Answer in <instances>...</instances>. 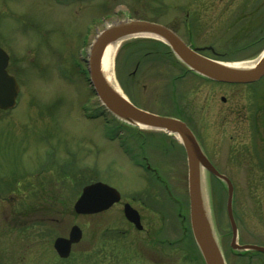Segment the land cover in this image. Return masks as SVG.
<instances>
[{
  "label": "rangeland",
  "instance_id": "obj_1",
  "mask_svg": "<svg viewBox=\"0 0 264 264\" xmlns=\"http://www.w3.org/2000/svg\"><path fill=\"white\" fill-rule=\"evenodd\" d=\"M178 3L193 2L0 0V47L10 55L9 73L23 86L21 108L12 113L0 111V264H202L191 238L184 236L178 213L181 201L189 214V189L181 181L184 171L175 166L178 157L172 137L139 130L110 114L105 118L109 126L103 117L87 121L80 106L89 97H97L76 69L78 61L88 60L95 38L113 23L157 19L176 30L173 8ZM158 4L168 6L167 15L154 11ZM248 42L238 40L233 51L219 49L228 54L222 61H253L264 52V42ZM197 44L208 43L198 39ZM169 51L157 40L132 38L118 45L114 60L120 89L133 103L157 114L170 113L175 80L183 67ZM84 66L88 68V63ZM62 69L73 75L70 83L60 78ZM95 101L101 106L98 98ZM35 105L52 112L61 106L51 114L44 107L38 112ZM109 129L129 134L135 143L141 142L140 133L150 132L146 148L151 157L166 164L160 173L170 183L168 194L148 173L130 165L119 143L105 138ZM161 154L168 157L163 159ZM97 182L119 191L123 203L138 200L133 205L140 210L143 232L126 221L121 205L100 215L75 213L83 189ZM32 183L33 188L28 186ZM237 184V198L242 200L251 191L264 210V188L250 190L244 183ZM208 195L218 233L224 235L230 229L226 190L212 184ZM247 203L238 209L244 232L257 227L254 205ZM74 226L83 231V240L70 259L61 260L54 243L67 238Z\"/></svg>",
  "mask_w": 264,
  "mask_h": 264
},
{
  "label": "flooded vegetation",
  "instance_id": "obj_2",
  "mask_svg": "<svg viewBox=\"0 0 264 264\" xmlns=\"http://www.w3.org/2000/svg\"><path fill=\"white\" fill-rule=\"evenodd\" d=\"M192 2L190 4L178 3L174 6L175 19L173 21L177 25V29L170 26L169 28L201 56L224 62L222 60L226 59L228 54L219 51V49L237 50V46L234 47V44L240 39L249 40L248 43L252 45L264 42V0H211L212 3H209V0H192ZM167 7L166 4H158L154 11L159 10L160 14L163 11L164 15H167ZM148 21L160 24L157 19ZM198 39L208 44L200 46L197 44ZM169 55L175 58L171 53ZM176 61L177 64L183 66L175 80L177 84L175 87L176 97L174 96L175 99L170 102L168 107L171 110L170 113H159L158 115L184 124L198 142L213 168L228 179L234 188L232 214L237 228L236 239L229 217L227 183L211 173L206 174L208 188L213 184L215 187L225 188L227 193L224 202L230 229L224 235L218 233L214 219V207L211 196L208 195L215 232L226 264H264V210L260 206L259 197L253 195L251 191L249 196L242 200L236 196V188L239 185L237 183H244L243 186L251 188L250 190L264 188V78L251 84L219 83L189 71L181 62L177 59ZM19 84L22 89V84L20 82ZM20 103L22 104V100H19V105ZM40 107H44L47 113L51 114L59 110L58 107L52 112L47 106L37 105L34 106V109L39 112ZM63 107L65 108V106ZM99 107L101 108V106ZM99 119H95V122ZM140 136H142L139 138L141 142L135 143L127 134V161L133 168L148 173L147 175L152 178V181L154 180L163 187V194H168L170 183L160 173L163 172L166 164H163L160 159L156 161L149 155L150 152L146 145H150V132L140 133ZM163 137H172L175 142L174 149L178 157L175 159V166L184 171L185 174L181 181L183 184H187L189 189L190 169L183 140L181 137L168 135L164 132ZM161 157L166 159L168 156L161 154ZM166 162L168 163V161ZM236 173L239 176L235 175ZM31 177L32 175L30 177L27 175V178ZM34 183L28 186L33 188ZM29 191L31 192V190ZM137 201L132 198V200L118 205L122 206L123 214L126 204L139 213L143 226L142 231H138L126 219L125 215L124 217L136 231L143 232L144 225L140 210L133 205ZM245 202L248 206L251 203L254 205L252 210L257 217L258 227L248 229L246 232L243 231L246 227L242 228L244 221L238 218V216L240 217L238 209H244ZM177 206L184 236L187 234L188 238H191L202 264H205L191 229L190 196H188L189 214L185 213L186 205H183L181 201ZM240 219L242 218L240 217ZM234 244L241 248V251L235 250ZM256 247L260 249H254ZM247 248H251V250H247Z\"/></svg>",
  "mask_w": 264,
  "mask_h": 264
},
{
  "label": "water",
  "instance_id": "obj_3",
  "mask_svg": "<svg viewBox=\"0 0 264 264\" xmlns=\"http://www.w3.org/2000/svg\"><path fill=\"white\" fill-rule=\"evenodd\" d=\"M132 38H152L167 44L175 56L194 73L214 82L228 84H251L264 77V55L253 69H240L228 63L205 58L188 47L168 28L146 21L125 20L107 27L93 42L88 66L92 83L103 106L117 119L150 130L165 131L181 137L189 161V196L191 229L205 264H226L215 232L206 184V174L211 173L227 183L229 195V217L237 237V228L232 214L234 188L231 182L220 175L203 154L190 130L177 120L154 115L135 107L118 88L108 82L103 73L102 62L107 48ZM9 57L0 49V109L15 106L18 85L7 73ZM264 114V111H263ZM122 201L120 193L103 183H95L83 189L82 195L74 206L79 216H92L109 211ZM126 219L138 231L143 230L139 213L129 204L124 206ZM83 231L74 226L68 238H58L54 248L61 259H68L73 247L83 240ZM235 250L241 248L233 245ZM260 249V248H254ZM251 250V248H247Z\"/></svg>",
  "mask_w": 264,
  "mask_h": 264
},
{
  "label": "bare ground",
  "instance_id": "obj_4",
  "mask_svg": "<svg viewBox=\"0 0 264 264\" xmlns=\"http://www.w3.org/2000/svg\"><path fill=\"white\" fill-rule=\"evenodd\" d=\"M119 44L120 43L110 45L107 48L104 58H103L102 68H103V73L106 75L108 79V82L112 84L114 87L118 88V90L120 91L119 87L117 86L115 77H114V60H115V56H116V52H117V48ZM263 55L264 53H262L260 56H258L253 61H243L240 63L229 64V65L240 68V69H253L257 65L258 61L263 57ZM20 106H21V103L15 111H17L20 108Z\"/></svg>",
  "mask_w": 264,
  "mask_h": 264
}]
</instances>
